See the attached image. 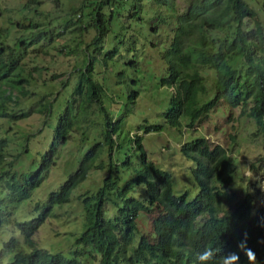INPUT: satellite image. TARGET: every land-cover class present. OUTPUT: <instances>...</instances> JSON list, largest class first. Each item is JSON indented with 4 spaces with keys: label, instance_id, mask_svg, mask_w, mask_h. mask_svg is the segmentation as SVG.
Instances as JSON below:
<instances>
[{
    "label": "trees",
    "instance_id": "trees-1",
    "mask_svg": "<svg viewBox=\"0 0 264 264\" xmlns=\"http://www.w3.org/2000/svg\"><path fill=\"white\" fill-rule=\"evenodd\" d=\"M142 1L88 0L87 13L80 6L79 13L75 10L62 25L67 27L73 16L79 29L94 25L97 34L87 46L93 43L96 50L102 51L103 37L117 27H124L117 17L143 22ZM148 1L173 7L176 0ZM14 22L19 26L21 20ZM29 23L21 25V28L33 29L26 38L12 35L9 39L8 26L0 30V78L9 77L7 86L0 85V115L10 119L28 113H17L6 105L8 101L17 102L20 97L13 92V84L19 83L23 88L20 70L14 77L10 71L17 66V58L10 55L13 53L11 43L20 42L26 46L45 33L34 30L38 22ZM136 32L134 35L139 36ZM117 36L118 33L114 34L113 39ZM117 43L112 41L114 46L106 50L101 60L116 57ZM163 56L171 71L167 81L175 83L171 105L164 112L171 125L180 124V117H184L190 128L220 101L230 108L240 106L242 112L247 107V114L258 126L254 135L262 138L264 150V23L254 6L247 0H188L186 8L177 14L173 38ZM201 67L214 72L213 95L208 92ZM93 70L91 60L76 80L74 91L63 104L52 130L49 129V141L34 169L30 173L19 171L18 167L10 169L11 162L8 169L1 171L12 190L6 185L8 195L18 201L27 198L54 164L58 145L67 141L74 126H83V134L90 123L96 129L93 139L81 135L80 156L75 155L74 171L58 189L49 191L46 199L34 206L39 209L38 214L29 220H15L18 230L26 237L28 249L22 248L19 240L12 236L0 246V264H85L80 256L94 258L96 254L99 264H198L197 255L205 248L214 254L208 264H264V242H259L264 241V200L259 203L256 200L257 194L264 195V188L255 186L257 193H253L248 186L244 187V195L238 197L232 191L236 177L232 155L222 144H212L204 136H194L180 145L181 153L195 162L191 174L197 191L192 197L188 189L175 188L168 170L146 157L139 134L131 141V145L139 149V156L133 158L123 153L122 144L115 135L116 127L120 134L121 122L128 120L122 116L115 127L108 126L116 108L115 98L107 97L105 85L94 78ZM24 92L26 89L20 94ZM137 94L133 89L129 96L134 99ZM50 106L47 102L43 106L47 113L45 121ZM160 126L147 124L146 129ZM7 144L8 139L1 137L0 164L5 160ZM104 150L108 152V172L102 185L82 199L84 224L76 237V243L81 246L74 248L71 256L39 246L33 237L35 232L53 213L54 206L70 201L74 189L94 168L105 167L106 161L101 157ZM139 187L145 190L142 198ZM2 200L0 226L3 217L11 214L13 208L5 210ZM107 202L114 207V213L109 215L105 207ZM155 210L152 229L144 230L140 222L146 219L147 212ZM248 249L254 252L255 259L249 258ZM232 253L239 259H228Z\"/></svg>",
    "mask_w": 264,
    "mask_h": 264
},
{
    "label": "rangeland",
    "instance_id": "rangeland-1",
    "mask_svg": "<svg viewBox=\"0 0 264 264\" xmlns=\"http://www.w3.org/2000/svg\"><path fill=\"white\" fill-rule=\"evenodd\" d=\"M35 1L0 0V30L8 26L11 34H8L9 39L12 35L23 38L29 36L33 29L29 26L28 29L21 28V25L30 21L38 22L33 27L34 30L45 32L40 34L35 43L26 46L20 42L18 44L10 42L13 46V53L10 55L17 58L16 68L10 71L14 77L15 72L20 70L23 78L20 83L23 88L19 83L13 84V92L18 93L20 97L17 102L8 101L6 105L8 109L17 113L20 111L28 113L15 119L0 115V138L8 139L4 150L5 160L0 164V199H3L2 206L5 210L13 207L11 214L3 217L0 226V246L3 241L14 236L22 248L28 249L26 237L18 230L15 220H29L38 214L39 209H34V206L42 203L48 192L58 189L74 171L75 155L77 154V158L80 156L78 148L81 135L93 139L96 133L91 123L86 134L81 132L83 126L79 128L74 126L67 141L58 145L59 151L54 164L47 170L40 185L31 195L19 201L8 195L9 190L6 187L9 185L6 183V176L2 177L1 171L8 169L12 162L10 169L18 167L19 171L30 173L41 161L42 153L49 141V129L52 130L63 104L74 91L76 80L81 77L91 60L94 78L105 85L109 94L107 97L115 98L116 108L112 112L108 126L115 127V122L122 116L128 120L126 123L121 122L120 134L116 127L115 135L122 144L123 153L133 158L139 156V149L131 145L134 136L139 134L146 157L168 170L172 174L175 188L181 191L188 189L189 196L192 197L197 191L191 174L195 162L181 153L180 145L194 136H204L212 144H222L232 155L236 166L232 191H235L238 197L244 195V187L248 186L253 193H257L255 186L264 188L262 138L254 135L258 126L247 114V107L242 112L240 106L230 108L224 101H220L190 128L184 117H180L178 125H171L165 118L164 112L171 105L175 83L167 81L171 71L163 51L170 46L177 14L186 8L188 0H176L173 7L143 0L140 11L143 22L135 21L134 18L117 17L125 28L117 27L116 31L111 30L103 37L102 51L96 50L93 43L92 46H87L97 34L94 25L79 29L78 22L74 23L75 16L71 17L73 21L68 22L67 27L63 28L62 25L75 10L77 14L79 13L80 6H83L82 9L87 13L90 9L86 6L88 0H40L37 3ZM247 1L249 5L255 7L264 23V0ZM17 19L21 20L19 26L14 24ZM135 30L139 36L134 35ZM117 33L119 36L113 39ZM112 41H118V54L113 60L110 58L101 60L106 50L114 46ZM201 70L209 88L208 92L213 95L211 86L214 72L208 67H201ZM8 81L9 77L5 75L0 78V85L7 86ZM23 89H26V92L21 95ZM133 89L138 92L134 99L129 96ZM46 102L51 105L47 121H45L47 113L43 107ZM147 124L161 126L158 129L147 130ZM107 153V150H104V155L101 156L106 161L105 167L94 168L88 178L74 189L69 202L53 207V213L47 216L33 235L39 246L51 252L60 251L66 256H71V251L81 246L76 243V237L84 224L82 199L87 193L102 185L103 178L108 172ZM139 188L142 198L145 196V190L143 187ZM17 190H20V187ZM10 191L12 192L11 188ZM256 200L257 203L262 202L264 195L257 194ZM105 207L108 209V215L114 213L111 202H107ZM156 214V210L147 212L146 219L140 222L144 230L152 229V219ZM97 255L94 258L85 255L80 258L85 264H99Z\"/></svg>",
    "mask_w": 264,
    "mask_h": 264
},
{
    "label": "clouds",
    "instance_id": "clouds-1",
    "mask_svg": "<svg viewBox=\"0 0 264 264\" xmlns=\"http://www.w3.org/2000/svg\"><path fill=\"white\" fill-rule=\"evenodd\" d=\"M246 236L247 234L245 233V237ZM259 242H264V241H259ZM247 254L249 255L250 259H255V254L251 249L247 250ZM213 255L214 254L211 249L205 248L203 251L199 252L197 255L198 264H208V262L212 260ZM228 259L238 260L239 256L236 255L235 253H232L229 255Z\"/></svg>",
    "mask_w": 264,
    "mask_h": 264
}]
</instances>
